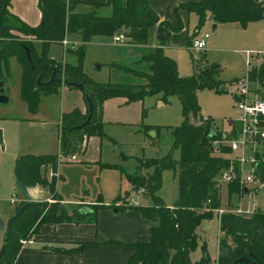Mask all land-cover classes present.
Masks as SVG:
<instances>
[{
  "label": "trees",
  "instance_id": "16d2710c",
  "mask_svg": "<svg viewBox=\"0 0 264 264\" xmlns=\"http://www.w3.org/2000/svg\"><path fill=\"white\" fill-rule=\"evenodd\" d=\"M12 2L13 0H0V82L4 81L5 86L6 80L11 77L10 58L16 56L22 66L21 98L33 113L39 110L45 95L57 93L62 86V83H48L54 69L58 70L57 76L65 81V85L76 88L68 83H83L90 95L88 100L84 94L87 104L85 112L75 108L61 116L59 130L62 152L71 142L69 155L77 154L83 150L89 137L105 134L102 120L103 104L113 97H125L131 102L144 100L149 95H159L164 100L169 95L177 94L183 108L184 121L174 128V144L166 156L137 158L138 164L132 171L119 166L134 192L141 188L146 190L145 195L151 199L147 205H128L129 200L125 198L121 202L111 204H77L68 212L57 199V178L49 181L42 173V170L49 166L57 170L60 154L22 155L20 164L24 184L26 187L36 185L49 187L53 202L44 200L43 207L27 208L16 218L13 222L14 232L10 236L0 264H14L23 245L22 240L30 239L45 223H96L98 211L101 209L140 211L143 217L152 222L149 239L137 242H124L118 239L82 241L74 248L55 249L71 253L83 252L99 245H112L132 251L126 264H212L206 244L202 245L203 254L199 260L194 261L191 253L198 246V227L211 219L214 210L219 208L221 200L218 176L228 164L227 159L218 155V149L212 144L214 139L221 137L220 133L215 132L210 122H200V105L197 98V91L203 87L225 90L221 89L224 84L217 78L216 67L201 74L182 76L176 60L165 53L163 46H156L144 48L142 56L134 62L137 66L146 65L145 69L111 62V67H119L125 73L139 77L141 82H99L90 77L84 69L86 44L93 36L113 37L123 33L126 45L146 47L150 44L154 30L165 32L163 44L172 32L180 31L184 27L179 17L180 7L197 14L198 24L194 34L208 18L214 23L240 22L247 25L264 17V0L184 2L175 8V13L180 19L178 25L160 21L148 0L92 2L90 4L93 9L85 11L77 8L84 0H38L42 16L37 25H30L14 13L11 10ZM103 6H110L111 12L100 14L99 9ZM165 24L169 25L170 29H166ZM72 34L79 36L80 43L68 47L67 50L77 54V62L57 61L49 53L51 45L63 43V40ZM191 37L192 35L188 37V43L191 42ZM37 42L41 44V49L36 47ZM27 47L30 49L31 60L27 54ZM248 74L250 80L258 81L264 87V60L253 66ZM90 103L94 106L91 121L79 129L77 126L85 122L90 114ZM144 128L145 131H149L154 126L144 125ZM212 131L215 132L214 135L211 134ZM175 149L180 150L179 158L173 156ZM165 169H174L178 174L180 199L175 206L167 205L157 195L162 186V172ZM240 191L238 184L229 185L230 195L239 194ZM24 202L25 200H21L16 210ZM86 206L89 209H86ZM223 216L221 217L223 236L220 245L229 248V253L228 256L219 258L217 264H264V211L256 210L251 216L263 230L254 241L250 224L237 221L232 214Z\"/></svg>",
  "mask_w": 264,
  "mask_h": 264
},
{
  "label": "rangeland",
  "instance_id": "374dc122",
  "mask_svg": "<svg viewBox=\"0 0 264 264\" xmlns=\"http://www.w3.org/2000/svg\"><path fill=\"white\" fill-rule=\"evenodd\" d=\"M22 6L27 10L30 20L39 24V10L30 7V0H24ZM108 11L111 10L102 8L99 13L109 14ZM197 24L198 17L192 14L189 18L190 34L195 32ZM213 26V21L208 18L197 32L198 37H202L205 33L210 34L204 49L197 50L191 45H185V35H181L179 36L181 44L177 43L175 46L166 47L165 53L176 60L180 75L185 77L201 74L212 67H216L217 78L223 84L247 77L249 71L246 64L247 54L253 55L251 68L264 60V17L251 21L247 25L240 22H226L220 23L215 29ZM164 27L170 28L167 24ZM159 40V32L154 30L150 38V45H160L162 42ZM107 41V39L98 37L93 40L91 45L90 43L86 44V73L99 82H141L139 77L125 73L119 67H111L114 58L123 57V52L118 49L119 47H115ZM36 47L41 49V44L37 42ZM68 47H72V44ZM49 53L57 61H63L67 58L69 61L76 62V54L74 52L67 53L62 44H52ZM134 62L120 63V65L137 66ZM137 67L145 69L146 65L140 64ZM10 69L11 77H8L4 86L9 101L7 103L0 102V130L3 132L4 142V147L0 144V218L6 222L14 214L20 201L26 200L17 183V160L27 153L48 152L53 143H59V121L61 119L58 102L52 101L55 98L59 100V97L54 95L44 98L45 106L50 109L48 119L41 118L44 111L34 115L29 110L27 103L21 98L22 66L16 56L10 58ZM251 83L254 84L256 81H251ZM232 91V85H226V89L222 91L217 87H203L197 91L200 117L210 116L213 119L212 125L217 131H226L231 127L232 119L236 113V96ZM29 118H35V120L29 122ZM43 121L48 123L40 126ZM183 121V108L177 94L169 95L164 100L159 95L146 96L144 98V125H151L154 128L145 131L143 125V130L126 131L119 129L115 135L108 133L114 140L104 138L103 160L101 162L92 161L87 164L65 158L60 160L57 171L49 166L42 170V173L49 181L52 178H58L56 192H58V197L59 195L63 197L64 204L62 203V205L68 212L73 210L77 201L80 200H85V203L107 204L116 201L121 202L125 198L130 200L136 195V192L133 194L130 182L119 166L132 171L136 167L135 160L137 158H162L166 156L174 144L173 130L176 126H180ZM123 155L127 156L124 161ZM173 156L179 158L180 150L175 149ZM53 172L56 175L53 176ZM218 183L221 200L219 209L240 206L244 211L252 210L250 214H243L245 218H251L256 210L264 211V185L258 187L255 193L251 192L246 195L233 193L230 195L229 184L222 180H219ZM30 188L32 189L33 186ZM30 188L31 194L33 190ZM34 193H37V197L33 199L37 201H44L52 196L49 187L41 185ZM142 195L140 197L141 205L149 204L151 202L150 197L146 196L147 198L144 199ZM157 195L170 206H175L179 201V179L174 169H165L162 172V186ZM12 198H16L17 202L12 203ZM49 201L53 202L52 199ZM216 209L213 217L197 229L198 246L191 253L194 261L201 258L203 244L207 246L212 264H217L216 260H219L220 240L223 232L221 230V216L218 211L216 212ZM44 225L30 239L41 236ZM5 233L6 229L0 230V249L4 244ZM81 242H73L72 245L77 247ZM230 243H232L231 240ZM61 246L64 247V245Z\"/></svg>",
  "mask_w": 264,
  "mask_h": 264
},
{
  "label": "crops",
  "instance_id": "0c3cea01",
  "mask_svg": "<svg viewBox=\"0 0 264 264\" xmlns=\"http://www.w3.org/2000/svg\"><path fill=\"white\" fill-rule=\"evenodd\" d=\"M24 0H13L11 5V10L18 14L21 18H23L29 24H37L38 22L30 20V17L27 13V10L23 8L22 2ZM106 0H84L83 3L78 5V10H92L93 6L90 4L92 2H105ZM191 1H200V0H148L150 7L156 12L159 16L160 21H169L174 25L179 24V17L183 22V29L177 32H172L169 38L166 39L165 43L157 44H149L146 47L142 46H128L122 45L114 42L113 37L108 36H93L87 43L90 45L93 43V40L100 37L101 39H107L109 44L119 47L123 54V57L114 58L112 62L117 63H127L139 60V58L143 54L144 48L163 46L166 47L175 46L180 43L179 36L185 35L184 44L189 46L191 45L192 39L197 36L196 34H190L189 28V18L192 14H197L193 11H189L184 7L179 8V17L175 13V8L184 2ZM30 7L32 9L37 8L40 14L41 21V11L38 6V0H30ZM102 8H106L111 10L110 6H103ZM99 9V10H100ZM109 13L111 11H108ZM100 14H102L100 12ZM105 15V13H103ZM108 14V13H106ZM211 19V18H210ZM212 20V19H211ZM213 21V20H212ZM214 23V21H213ZM220 23H214V26H218ZM213 26V27H214ZM214 27V29L216 28ZM170 29V28H168ZM159 32V31H158ZM160 42H162L165 37V32H159ZM192 35L191 42L188 43V37ZM67 40L70 44L77 46L80 43V38L76 34L69 35ZM105 41V40H104ZM56 44V43H54ZM62 44L65 47V51L67 53L74 52L68 51V46ZM75 53V52H74ZM76 54V53H75ZM53 57V56H52ZM86 58V57H85ZM77 54H76V62H77ZM63 61H68L71 63H76L69 61L65 58ZM84 69L85 61H84ZM59 97V100L55 98L52 100L54 102H58L61 116L64 112H69L74 110L75 108H80L83 112L87 110L86 99L84 97V93L78 88H70L65 84L59 88L57 93L45 95L42 98V102L39 110L34 113V115L43 112L41 118L48 119L50 109L45 106L44 102L46 97L48 96ZM35 118H29V122H33ZM102 120L104 123V132L103 136H91L89 137L84 144V148L81 152L77 153L76 159L72 161L87 163L90 164L92 161L101 162L103 160V140L104 138L113 139L109 134L115 135L117 130H143L142 126L144 125V100L139 101H128L125 97H113L104 101L103 104V116ZM60 122V121H59ZM36 123V122H35ZM48 123L47 121H43L42 124ZM141 128V129H140ZM114 140V139H113ZM59 143H53L51 149L44 151L43 153H54L61 154L62 153V145L60 139H58ZM35 154V153H33ZM123 155V161L127 159ZM136 161V165L138 161ZM110 164V163H107ZM57 171V170H56ZM58 174V172H57ZM62 177V175L60 174ZM59 177V174H58ZM58 179V178H57ZM42 186V185H41ZM39 185L33 186L30 190L37 192ZM130 188L132 185L130 183ZM31 192L32 198L37 197V193ZM134 194V191H132ZM52 194V193H51ZM57 199H59L63 204L64 200L61 195L58 197V192H56ZM133 196V195H132ZM144 199H146V195H142ZM141 195H134L132 198L137 200V204L141 205ZM40 199V198H39ZM52 199L48 197L45 200ZM43 201V200H42ZM85 200L77 201L76 204H93V203H85ZM107 204V203H106ZM150 204V203H149ZM147 205V204H146ZM72 211V210H71ZM69 211V212H71ZM152 222L143 217L140 211L136 209H125L122 211H115L113 209H101L98 211V218L96 223H47L42 227V235L31 239V242L24 243L18 253L14 264H126L132 255V251L126 248L112 246V245H99L96 247L88 248L83 252H71L64 253L56 250L55 248H74L73 242L78 241H94L103 239H118L124 242H137V241H147L150 237ZM58 242V243H55ZM58 244V245H56ZM61 245H64L61 246ZM220 255V254H219ZM218 263V260H216Z\"/></svg>",
  "mask_w": 264,
  "mask_h": 264
},
{
  "label": "built area",
  "instance_id": "2783aa9c",
  "mask_svg": "<svg viewBox=\"0 0 264 264\" xmlns=\"http://www.w3.org/2000/svg\"><path fill=\"white\" fill-rule=\"evenodd\" d=\"M209 33H205L202 37H194L191 47L202 50L207 45ZM114 42L126 45V37L123 33L113 36ZM70 42L65 38L63 44L68 45ZM72 46H75L72 44ZM251 53L247 54L246 64L251 69ZM252 80L247 77L236 79L233 82L224 84L233 86V93L236 96V113L232 119L229 130L219 132L221 137L213 140L212 144L218 149L217 153L221 157L227 159V166L222 169L218 176V181L222 180L230 184H238L241 188L240 193L243 195L257 192V188L264 185V87L257 81L252 84ZM201 123L210 122L213 119L210 116H202ZM224 148V149H223ZM77 154L64 156V152L60 154L61 159H76ZM54 174V172L52 173ZM146 190L141 188L136 192V196L145 194ZM16 198H12V203H16ZM137 200L132 198L128 201V205H138ZM219 215L232 214L243 216L250 214L252 210L244 211L240 206L234 208H218ZM31 239H24L22 243L31 242Z\"/></svg>",
  "mask_w": 264,
  "mask_h": 264
},
{
  "label": "water",
  "instance_id": "95a60500",
  "mask_svg": "<svg viewBox=\"0 0 264 264\" xmlns=\"http://www.w3.org/2000/svg\"><path fill=\"white\" fill-rule=\"evenodd\" d=\"M214 27H216V26H214ZM26 50H27L28 57L31 60L30 49L27 47ZM57 74H58V70L54 69L53 73L51 74L50 80L48 81L49 84L56 83V82L62 83V84L65 83V81L63 79L59 78L57 76ZM40 81H41V77L39 78V82ZM68 84L73 85L76 88L80 89L85 94L86 98L88 100H90V95H89L88 91L85 89L83 83L69 82ZM0 87H1L0 88V102L1 103H7L9 101V96L5 93L4 81L0 82ZM221 89H225V86L223 85L221 87ZM89 109H90V114L88 115L86 121L81 123L80 125H78L77 128H79V129L83 128L84 126H86L90 123L92 115H93V111H94V106L92 103H90ZM211 134L214 135L215 132L212 131ZM0 144L4 147L2 130H0ZM70 146H71V142L68 143V145L64 151L65 157L69 155ZM16 178H17V183L19 185V188L22 191L26 200H25L24 204L18 210H16L14 212V214L9 218V220L7 222L4 219L0 218V230L6 229L4 244L0 249V259L2 258V256L4 255V253L7 249L10 236L14 232L13 222L16 220V218L19 217L27 208H30V207L41 208V207H43L42 201H37V200H34L32 198V195L30 194L28 187H26V185L24 184V182L22 180L20 158L17 160V163H16ZM85 208L89 209L88 206H86ZM233 218L239 222L250 224L252 226V229H253L252 240L253 241L255 240V238L258 235H261L263 233L262 227L260 226V224L257 221H255L251 218H245V217H240V216H236V215H233ZM223 219H224V216L222 217V220ZM207 225H208V223L206 224V226ZM100 239L102 240V237H100ZM228 253H229V248L222 246L219 258H224V257L228 256Z\"/></svg>",
  "mask_w": 264,
  "mask_h": 264
}]
</instances>
